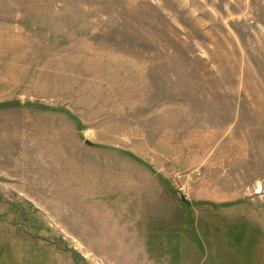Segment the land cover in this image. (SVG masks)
<instances>
[{"label": "rangeland", "instance_id": "rangeland-1", "mask_svg": "<svg viewBox=\"0 0 264 264\" xmlns=\"http://www.w3.org/2000/svg\"><path fill=\"white\" fill-rule=\"evenodd\" d=\"M15 103L0 264H264V0H0ZM214 127L209 161L239 190L200 187L195 130Z\"/></svg>", "mask_w": 264, "mask_h": 264}, {"label": "crops", "instance_id": "crops-1", "mask_svg": "<svg viewBox=\"0 0 264 264\" xmlns=\"http://www.w3.org/2000/svg\"><path fill=\"white\" fill-rule=\"evenodd\" d=\"M196 70H198V71H196L197 75L196 74L195 75L203 78L202 76L205 75L204 74L205 72L213 71L214 69L209 68V69H206V70H199V69H196ZM203 79H205V78H203ZM201 81H203V80L201 79ZM204 85H205V83H204ZM195 132L204 133V134L208 133L207 136L210 135V140L206 141V144H205L208 147L207 151H205L206 147L204 149V151L206 152V153L204 152L205 153V157H203L202 152H199V153L197 152L196 154L193 155V166L194 165L195 166H206V171L204 173V178L201 179L203 181H202L200 187L202 189L208 188V187H220V188H224V189L237 188L238 190L243 188V187H245L246 183L243 181V179L241 180L240 177H238V176L233 177V178H229L228 176L227 177L222 176L223 172L227 171V169H225V170H218L219 168L218 169H213L215 162L209 161L212 158V156L214 155V153H212V152L215 151V150H213L211 152V154H210V150L212 149V147L214 149V146L216 145L215 144V140L213 139V137L215 135H213V134H217L218 137L220 136V138H222L223 137L222 134H223V132L226 133V129H223L221 127L220 128L219 127L218 128L214 127V129H211V128L210 129H208V128L207 129H202V128H200V129H196ZM223 140H224V137L217 144L216 148H218V146L220 145V143L223 142ZM194 146H196V145L193 144V147ZM193 152H196V151L193 149ZM216 154H218L220 156L222 155V153H216ZM214 161H219V160L215 159ZM236 173H238V170L236 171ZM234 191L230 192V193H227V195L225 194L222 197H220V195L222 193H220V195L217 196V195H213L211 192H208V193L207 192H203L202 193V191H200L199 198H202L203 201L214 202V203L229 202L228 200H230L231 198H235L236 196H239V193L238 192H234ZM263 197L260 196V198H261L260 200H263L262 199ZM260 202H264V200L260 201ZM261 205L262 206L259 208V211L255 212V219H257L259 221V226L260 225L264 226V204L261 203Z\"/></svg>", "mask_w": 264, "mask_h": 264}, {"label": "trees", "instance_id": "trees-1", "mask_svg": "<svg viewBox=\"0 0 264 264\" xmlns=\"http://www.w3.org/2000/svg\"><path fill=\"white\" fill-rule=\"evenodd\" d=\"M21 106V103H15V104H3V105H0V111L1 110H5V109H11V108H14V107H19ZM204 205H207V206H212V207H215V209H218L219 207H217L216 205L214 204H211V203H202ZM230 205H224V207H229Z\"/></svg>", "mask_w": 264, "mask_h": 264}, {"label": "built area", "instance_id": "built-area-1", "mask_svg": "<svg viewBox=\"0 0 264 264\" xmlns=\"http://www.w3.org/2000/svg\"><path fill=\"white\" fill-rule=\"evenodd\" d=\"M262 192H264V184H259V186L257 187L255 193L256 194H261Z\"/></svg>", "mask_w": 264, "mask_h": 264}]
</instances>
